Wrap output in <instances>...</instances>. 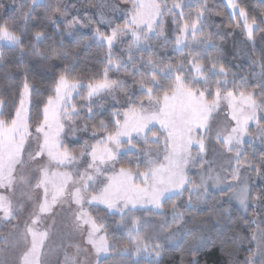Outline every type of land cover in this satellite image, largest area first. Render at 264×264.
<instances>
[{
  "label": "snow or ice",
  "instance_id": "6c2138e0",
  "mask_svg": "<svg viewBox=\"0 0 264 264\" xmlns=\"http://www.w3.org/2000/svg\"><path fill=\"white\" fill-rule=\"evenodd\" d=\"M123 2L121 7L109 0L96 5V15H81L66 0H23L16 15L0 14V45L20 58L10 65L0 48V71L9 70L5 79L16 82L11 107L0 98V226L11 229L0 235V264H89L91 250L108 252L111 245L100 235L107 226L94 216L93 205L119 216L114 223L129 231L125 255L134 253V264H158L163 233H169L163 241L191 237L180 264H201L200 248L215 242L231 260L242 249L228 248L227 239L213 235L230 218V208L191 226L210 187L228 196L225 203L239 204L252 230L251 237H232L233 244L247 240L253 246L238 264H264V219L246 218L250 205L264 202V187L254 192L249 183L250 173L264 178V154L250 160L244 148L248 137L264 142V49L257 58L255 47L257 34L264 42V8L227 0L234 20L221 36L223 24L207 31L213 14L207 0ZM38 8L44 11L37 14ZM89 27L87 39L105 54L85 84L67 62L73 53L64 38L80 37ZM217 37L251 45L238 53L249 60L251 74L223 63ZM154 42L165 49L171 44L179 60L157 52ZM24 57L33 59L24 63ZM37 66L51 70L43 93L32 82ZM34 94L46 99L33 105ZM209 147L217 155L231 154L227 175L207 158ZM122 152L137 160L124 166ZM190 166L203 171L190 174ZM185 192L186 202L164 210ZM65 205L61 232L81 240L71 254L57 232V210L65 212ZM145 207L160 219L142 222L135 213Z\"/></svg>",
  "mask_w": 264,
  "mask_h": 264
},
{
  "label": "trees",
  "instance_id": "16d2710c",
  "mask_svg": "<svg viewBox=\"0 0 264 264\" xmlns=\"http://www.w3.org/2000/svg\"><path fill=\"white\" fill-rule=\"evenodd\" d=\"M22 2L23 0H15V3L13 2V0H0V14H3L6 11L8 15H16L17 10L20 8ZM45 2L54 3L55 0H45ZM188 2H190V0H185V3ZM191 2L195 3V0H191ZM237 2L246 4L250 9L264 8V0H237ZM27 3L31 4V0H27ZM93 3V0H89L88 2L90 6H93ZM207 3L209 4L210 8L213 9V14L208 19V24L210 27L207 29V31L215 33L217 31V26L221 24L225 25V27L221 30V36L224 32L231 31V29H229L227 25L232 22L234 18L231 17V13L227 8L225 0H207ZM43 11V8H38L37 14H40ZM187 12L188 9H185L186 14ZM235 31L238 32L239 30L236 29ZM80 32V37L66 36L64 38V42L66 46L72 50L73 53L69 57V60L67 62L75 66L76 75L83 79L86 84L88 82L87 77L93 74L99 67L98 57L104 55L105 50H101L95 42L87 39V37L91 34L90 32L81 30ZM172 35L173 37L175 36L174 31ZM226 40L227 39H220L219 37H217L216 43L219 50L221 51L223 63H225V65H232L226 55V51L224 48ZM50 43L51 41H47L42 44L41 47L46 48ZM154 43L157 45V52H167L170 57L179 60V54L173 51L171 44H169L165 49L159 47L158 42ZM255 47L257 50L258 58L259 52L264 49V42L260 40L259 34H257ZM0 48L3 49V53L10 65H14L20 59L17 52L13 48L5 45H0ZM248 50H251L250 44L248 45ZM31 59L33 58L24 57L23 62L28 63ZM56 63L62 62L56 61ZM8 71L9 70L0 71V98L8 99L9 107H11V101L13 98H15L14 86L16 82L8 81L5 79ZM58 71L59 69H57V72ZM233 71H237V68L233 67ZM243 71L251 74L252 69L249 67H245L243 68ZM35 73L36 74L33 76L32 82L35 84L37 90L40 93H43L49 87L50 80L48 79V76L51 75V70L47 69L46 67L37 66V68L35 69ZM45 73H47V75H45ZM41 99H46V97H44L43 95L36 96L34 94L33 105H35L36 101ZM120 99L124 100V97L120 95ZM77 103H81V101L77 99ZM37 111L38 110L33 107L31 112L33 118L36 117ZM261 115H264V113H261ZM86 135L88 134L83 133L82 136ZM72 147L78 150L80 148V145H72ZM245 151L247 152L250 160H252L253 156L259 158L262 154H264V148L262 149L257 146H248L245 148ZM120 159L122 160L124 166H129L128 162L137 160V157L126 152L121 154ZM142 167L144 166L140 165V168ZM133 169L135 170L134 165ZM249 183L253 187L254 192L259 188L264 187V183H262L261 186L258 184L259 182L256 173H250ZM187 197L188 193L185 192L183 197H180L179 199L173 198V200L168 201L164 205V210L166 212H170L173 203L182 204L186 202ZM226 201H228L227 196H223L219 192L210 193L207 203H200L198 205V210L195 213V220L193 221V224L191 226L195 227L199 225L201 220H208L210 218L214 219L219 215L223 208H230V218H228V216H225L220 227L213 230V235L218 237L219 240L227 239L228 244L225 245L226 247L241 248L242 250L236 253L230 260L228 254L221 249V245L219 242L209 243L206 247L202 246L198 253L201 264H238V262H242L248 255L247 249L253 247L248 243L247 240H244L242 245L239 242H237L236 244L232 243L233 236H236L238 238L251 237L252 230L249 228L244 219L245 213L241 212L238 206L233 202L229 204L225 203ZM91 211L98 219V221L107 226L106 229H102V231L104 235H106L109 245H111L107 256L102 258L98 262V264H134V261L137 259L134 253L125 255V250H130L129 231L126 228L119 227L117 223H114V221L119 220V216L113 217L108 214L105 209L98 206L91 207ZM135 215L137 217H141L142 222L149 218L160 219L159 217L154 216L153 213L148 210H139L135 213ZM254 216V207L253 205H250L246 214V218L248 221H251ZM173 228H175V226ZM191 245L192 240L190 236H185L183 234L178 235V241L176 245H164L165 250L162 253V256L159 258L158 264H180V261L182 259H185L184 253L187 252V249L191 247ZM117 253H119V255H117Z\"/></svg>",
  "mask_w": 264,
  "mask_h": 264
},
{
  "label": "rangeland",
  "instance_id": "374dc122",
  "mask_svg": "<svg viewBox=\"0 0 264 264\" xmlns=\"http://www.w3.org/2000/svg\"><path fill=\"white\" fill-rule=\"evenodd\" d=\"M66 2L68 4H76L77 9L80 10V12H81V15H83L84 11H88V12L92 13L93 15H96L97 14L96 5L109 2V0H93V2H94L93 6H90L88 4L89 0H66ZM116 2L121 7L125 6L123 0H116ZM225 3L227 5V0H225ZM228 10L231 13V9L228 8ZM97 18H98V16H97ZM90 27L89 28H82L81 31L90 32ZM101 27H103V26H101ZM234 39L239 41L240 38L239 37L228 38L226 40V44L224 46L225 51H226V55L229 58V60H230V62H231V64L233 66L242 65L243 68L248 67L249 60L246 57L238 56V53L240 52L241 49H247L248 50V45L249 44H248L247 41H244L243 43H239V46H237V44H234ZM120 101L123 102V100H121V99H120ZM145 103H147V101H145ZM221 119H223V116H221ZM251 127H253L255 129V125H252ZM80 135H83V133H80ZM246 139L249 140V144L244 145V148H246L248 146H257V147L262 148V149L264 148V142H262L260 139L256 138L255 136L248 137ZM216 147H218V146H216ZM195 151L196 150L194 148L193 149V154H195ZM122 153H126V152H122ZM160 155H162V153H160ZM230 155L231 154L226 153V152L223 155H217V154L214 153V151H213V149L211 147H209V150L207 152V158L209 160L215 161V163L213 164V167L216 168V170L222 176L227 175L226 169H227V167L229 166V163H230V161L228 159V157ZM231 163L234 165V160ZM144 170H145L144 167L140 168V171H144ZM201 171H203V169H201L199 166H197L196 168H191V166H190V174L200 173ZM193 178H195V176H193ZM257 179H258V182H259L258 184L261 186L262 183H264V178H261L260 176L257 175ZM137 183H139V178L137 179ZM209 192L212 193V192H219V191H218V189H214V188L210 187ZM227 199H228V196H227ZM232 202L234 204H236L238 206V208L240 209V206H239V204L236 201L233 200ZM201 204H204V203H201ZM64 207H65V212H63V213H61V212H59V210H57V212H58V216H57V232H58V234L63 236L65 249H66V251L68 253L71 254V253H75V250H76L75 249V245L81 243V240H80L79 237H76L74 239H70L66 229L63 230V232H61V221H66L67 220V216H68V213L66 211L67 210V205H65ZM91 207H96V206L93 205ZM98 207H101V208L104 209V206H102V205H100ZM253 207H254V210H255V216L253 217L252 220L264 219V202H260L259 204L253 205ZM140 210H148V209L145 207V208H141ZM154 211L155 210H153V212ZM241 212H243V211L241 210ZM150 219H153V218H149L147 220H150ZM0 229H2V230H0V235H3L7 231L11 230V229H9L7 227H4V226H0ZM172 231H176V228H173ZM168 234L169 233L161 234V240H162L163 245H168V244L172 245V246L176 245L177 241H178V236H177V238L174 241H163L164 238ZM100 235H104L102 230H101ZM149 235H151V231L150 230H149ZM57 243H59V241ZM0 246H2V245H0ZM107 254H108V252L100 253L99 255H97L95 253V250L93 249V250H91L88 253L87 259H88L89 264H98V262L102 258L107 256ZM79 259L83 260L84 256L81 255L79 257Z\"/></svg>",
  "mask_w": 264,
  "mask_h": 264
}]
</instances>
